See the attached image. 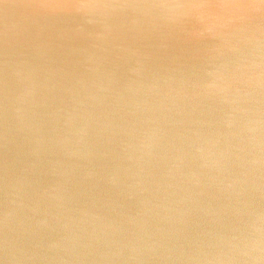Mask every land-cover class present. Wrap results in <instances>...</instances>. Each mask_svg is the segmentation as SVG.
<instances>
[{"label": "clouds", "instance_id": "9594fccd", "mask_svg": "<svg viewBox=\"0 0 264 264\" xmlns=\"http://www.w3.org/2000/svg\"><path fill=\"white\" fill-rule=\"evenodd\" d=\"M27 7L26 48L14 53L6 33L0 68V264H264V225L203 226L214 223L211 191L237 204L252 189L264 195L253 178L264 155L241 156L198 127L173 134L184 123L177 101L190 90L213 95L212 86L153 66L174 45L191 52L213 24L264 19V0ZM208 155L219 157L216 171L233 158L241 170L216 183Z\"/></svg>", "mask_w": 264, "mask_h": 264}, {"label": "water", "instance_id": "95a60500", "mask_svg": "<svg viewBox=\"0 0 264 264\" xmlns=\"http://www.w3.org/2000/svg\"><path fill=\"white\" fill-rule=\"evenodd\" d=\"M37 2L0 0V68L6 33L14 53L25 50V37L34 18V10L27 6ZM210 28L209 38L203 39L191 52L182 45H174L168 57L161 58L158 54L153 57L154 67L172 70L178 80H189L194 85L207 82L212 86L213 95H198L190 90L186 98L177 101L182 115L176 118L184 123L171 128V132L176 134L188 127H198L205 133V139L219 140L221 147L243 148L241 156L248 152L264 155V19L254 20L239 30L216 24ZM57 67L66 68L63 57L55 58L52 69L56 79L65 78L64 72L55 71ZM112 103L111 99L105 101V109L110 110ZM162 103L171 106L172 101ZM117 118L127 119L126 111H119ZM218 160V156L208 155L210 168L205 169L216 183L241 170L240 161L233 158L227 171H216ZM253 178L255 184L264 185V169L255 170ZM207 199L214 213L207 220L214 223H205L204 227L228 232L250 222L264 225V195L255 189L246 194L241 204L219 196L214 190Z\"/></svg>", "mask_w": 264, "mask_h": 264}]
</instances>
